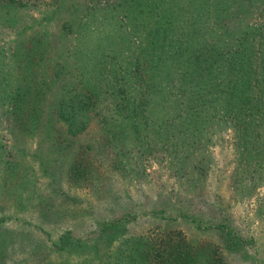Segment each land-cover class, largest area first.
<instances>
[{
  "label": "trees",
  "instance_id": "trees-1",
  "mask_svg": "<svg viewBox=\"0 0 264 264\" xmlns=\"http://www.w3.org/2000/svg\"><path fill=\"white\" fill-rule=\"evenodd\" d=\"M38 5L51 16L29 17ZM9 30L16 40L0 47V124L14 138L62 139L51 149L68 157L63 140L95 122L106 153L111 147L127 157L130 141L131 150L167 154L189 175L207 171L206 143L224 134L231 194L246 198L264 187V0H0V32ZM80 149L73 164L47 163L68 166L65 181L78 187L102 178L87 159L104 153L92 143ZM12 153L0 149V173L18 164ZM127 221L102 222L87 238L48 236L22 260L42 248L37 264H220L209 244L184 248L146 235L119 241ZM212 230H221L230 250L245 244L222 219ZM9 252L1 246L0 259Z\"/></svg>",
  "mask_w": 264,
  "mask_h": 264
},
{
  "label": "rangeland",
  "instance_id": "rangeland-1",
  "mask_svg": "<svg viewBox=\"0 0 264 264\" xmlns=\"http://www.w3.org/2000/svg\"><path fill=\"white\" fill-rule=\"evenodd\" d=\"M29 11L28 16L35 20L51 16L42 5ZM15 40L11 30L0 32V47L9 48ZM0 125V149L13 151V162L18 163L0 173V233L4 229L8 232L0 247L6 245L11 250L5 260L0 259V264L27 261L37 264L42 248L34 258L26 255L22 259L31 246L42 247L48 236L55 241L60 233L70 231L75 238L91 237L99 230L98 224L122 217L128 221L125 230L119 233V241L139 235L158 241L169 237L173 244L180 243L184 248L209 244L220 264H264V218L257 214L264 199V187H258L246 198L231 194L223 181L233 163L224 134L216 142L206 143L212 159L207 171L204 166L188 175L184 169H176L167 154L145 151L146 147L131 150L130 141H125L130 149L127 157L111 147L112 155L106 153L109 144L101 137L95 122L83 134L63 140V145L70 147L68 157H58L56 149H51L54 144L60 145L62 139H54L55 143L46 137L17 139L6 131L9 127L6 123ZM88 143L104 151L100 157L90 151L87 159L102 176L97 182L84 181L78 187L65 181L68 166L59 170L47 164L61 158L73 164L74 158L79 159L77 153L83 149L80 147ZM118 159L120 167L114 168ZM195 179L203 180L204 187L193 188ZM183 214L195 221H182ZM221 219L245 243L242 247L230 250L221 230H212ZM71 258L72 263L80 260Z\"/></svg>",
  "mask_w": 264,
  "mask_h": 264
}]
</instances>
